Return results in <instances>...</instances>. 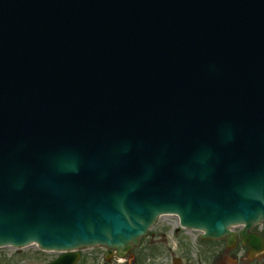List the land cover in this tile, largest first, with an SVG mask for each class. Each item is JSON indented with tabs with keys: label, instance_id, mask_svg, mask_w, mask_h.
<instances>
[{
	"label": "water",
	"instance_id": "water-1",
	"mask_svg": "<svg viewBox=\"0 0 264 264\" xmlns=\"http://www.w3.org/2000/svg\"><path fill=\"white\" fill-rule=\"evenodd\" d=\"M174 215L264 249V0H0V248L124 260Z\"/></svg>",
	"mask_w": 264,
	"mask_h": 264
},
{
	"label": "flooded vegetation",
	"instance_id": "flooded-vegetation-1",
	"mask_svg": "<svg viewBox=\"0 0 264 264\" xmlns=\"http://www.w3.org/2000/svg\"><path fill=\"white\" fill-rule=\"evenodd\" d=\"M232 229L234 230H231V234L234 237L233 239H235L232 244L229 243L228 238L203 240L202 234L199 233L196 238V246H198L197 264H264V249L254 252L253 249H251V246L245 243V240L242 238V233L245 229L240 226ZM250 234L260 238V241L264 245V226L262 224L254 225ZM146 240H149V243L154 245L156 234L150 235ZM8 250L13 251L15 255L21 257L11 258L12 256L8 255V259H0V264H55L62 258H71L72 255L77 256L78 258V261H76L75 264H98L99 260L102 258L103 252L104 264H116V262L120 264H123L124 262L129 264L128 259H130L131 264H148L147 257L135 253H132L131 256L124 261H121L115 256L108 259L107 249L103 247H94L77 253H49L37 249L35 246H29V248L21 250H15L12 248L0 249L1 256L4 254L3 256L7 257L5 255ZM177 251L181 252V258H176L173 261L174 264H192L188 258L189 253L187 252V248L181 247Z\"/></svg>",
	"mask_w": 264,
	"mask_h": 264
},
{
	"label": "rangeland",
	"instance_id": "rangeland-1",
	"mask_svg": "<svg viewBox=\"0 0 264 264\" xmlns=\"http://www.w3.org/2000/svg\"><path fill=\"white\" fill-rule=\"evenodd\" d=\"M179 223L180 222L176 217H164L163 219L158 220L152 230L149 232V236L156 234L155 244L152 245V243H149V240H146V238L148 239V236L142 240V246L136 248L133 253L147 257L148 264H174L173 261L176 258H181V252L177 250H179L181 247H185L189 253V261L192 264H197L198 246H196V238L199 233L183 230L180 228ZM6 253L7 254L5 256L7 257H4V254L2 257L0 253V259H8V255L12 256L11 258L21 257H18L13 251L10 250H8ZM103 254L104 252L102 253V258L99 260L98 264H104ZM128 261V263L131 264L130 259H128ZM116 264L120 263L116 262Z\"/></svg>",
	"mask_w": 264,
	"mask_h": 264
},
{
	"label": "bare ground",
	"instance_id": "bare-ground-1",
	"mask_svg": "<svg viewBox=\"0 0 264 264\" xmlns=\"http://www.w3.org/2000/svg\"><path fill=\"white\" fill-rule=\"evenodd\" d=\"M164 217H170V216H164ZM164 217H163V218H164ZM174 217H175V216H174ZM174 217H173V218H174ZM163 218H161V219H163ZM232 230H234V229H232Z\"/></svg>",
	"mask_w": 264,
	"mask_h": 264
}]
</instances>
